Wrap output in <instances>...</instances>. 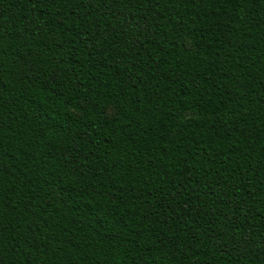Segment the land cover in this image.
I'll use <instances>...</instances> for the list:
<instances>
[{
	"label": "trees",
	"instance_id": "obj_1",
	"mask_svg": "<svg viewBox=\"0 0 264 264\" xmlns=\"http://www.w3.org/2000/svg\"><path fill=\"white\" fill-rule=\"evenodd\" d=\"M0 264H264V0H0Z\"/></svg>",
	"mask_w": 264,
	"mask_h": 264
}]
</instances>
